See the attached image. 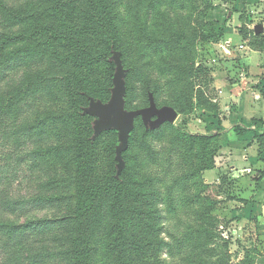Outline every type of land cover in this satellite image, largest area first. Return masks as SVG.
<instances>
[{
    "label": "rangeland",
    "instance_id": "374dc122",
    "mask_svg": "<svg viewBox=\"0 0 264 264\" xmlns=\"http://www.w3.org/2000/svg\"><path fill=\"white\" fill-rule=\"evenodd\" d=\"M9 4L15 7H22L25 11L31 12L33 9H42L47 6V0H8ZM69 9L65 16V24H55V21L48 20L46 23H51L50 28L61 32H72L74 29L70 27L73 22H82L87 16L84 13L89 9L87 0H63ZM115 11L117 20L121 31V41L118 45V50H113L109 58L110 61L115 62L117 56L124 62V82L126 68L129 67L134 71L128 75L129 88V102L127 107L129 109H136L147 106V93L143 87L145 73L143 72V61L139 62L140 44L146 46L148 41L145 36H155L153 34L156 30L157 23H165L167 28L171 31L178 32L181 28L185 31L191 28L196 33V40L190 49L194 52V66L193 73H196L195 78V95L193 98V107L188 109H177V118L173 122H168L159 127L154 133H147L146 127L139 119L135 123L134 128V146L129 151H123L121 159L123 161L121 168L115 159V147L120 143L117 132L114 130H107L102 135L95 136L94 123L98 118L93 117L92 137L99 136L98 141L94 147L89 150L77 148V136H82V128L84 124L80 119H76L74 115L73 104L69 92L77 91L79 88L85 89V93L94 94L105 89L110 81V74L107 65L100 62L95 66L80 70L71 66V63L66 59L67 53H76L81 55L77 49V41L74 40V47L69 42H55L46 41L38 36H30L28 39H19L11 41L6 44L5 49L0 51V61L7 59V64H3L0 69V94L7 91L13 93L21 81L31 77H35L38 72L42 73L47 79L45 84L49 86V94L46 92L36 105H26L16 108H11V122L10 127L11 137L7 141L8 136L0 132V165L8 163L7 171L4 167L2 169L0 179L6 176L7 180L4 183L6 191L12 193L17 197L31 196L37 191L38 184L46 181L48 177H70V182L64 186L46 187V191L61 195L64 190L67 194H73L77 188L82 184L103 183L111 175L115 179H121V171L127 164L130 166L129 171L134 175L138 167L147 163V167L153 172L159 173L163 176L164 168L168 164V159L172 157L175 159V164L170 167L171 177L176 174L184 175L190 173L189 167L192 163H199L200 158L190 154L189 142L177 141V135H198L217 136L212 140L205 151V157L201 158V164H205L211 154H217L221 150V135L222 128L220 124L225 118V111L221 108L219 98V88L217 82L220 78L219 71L221 70L220 57L224 53L219 48V41L217 36L218 27L216 21L212 18V13L216 7L217 0H115ZM75 7L70 9L69 7ZM160 15V16H158ZM84 16V18H83ZM149 19H151L149 21ZM57 22V21H56ZM44 21L37 19L19 20L16 23L7 26L3 22V16L0 10V42L6 33L8 35H18L19 33H30L34 28L46 24ZM212 24V25H209ZM148 24V27H147ZM145 34L141 38L140 32ZM191 27V28H190ZM85 33V34H84ZM215 34V35H214ZM77 37H85L88 43L100 46V38L93 33L87 31L78 32ZM204 39V37H206ZM143 37V36H142ZM44 40V42L42 41ZM49 43V44H48ZM150 49L146 48L145 50ZM143 50V53L144 51ZM9 55H11L9 57ZM142 55V54H141ZM4 62V61H3ZM139 64V65H138ZM0 65H2L0 63ZM138 65V70H133V67ZM126 67V68H125ZM116 71L114 67L113 75ZM8 75L3 81L1 77ZM30 75V77H28ZM152 77L159 83H163L164 79L153 69ZM55 79L57 82H52L50 79ZM111 78V79H112ZM63 81V84L60 82ZM113 85L111 87V90ZM51 90V91H50ZM165 87H162L161 94L155 98L158 107L163 105L167 99L164 92ZM198 91H202L204 104H198ZM36 98L33 102L37 101ZM91 100V99H90ZM32 102V101H31ZM234 104V102L232 103ZM88 104L85 106V109ZM40 111L47 113L50 119L44 121V130H40L33 134L35 140L28 139V134L23 131H18L23 125L29 124ZM63 112L67 115L56 117L55 112ZM14 112V113H13ZM233 117V115L231 116ZM151 129V128H150ZM154 130V129H153ZM115 132V133H114ZM100 134V133H99ZM19 135V137H18ZM147 136V137H146ZM153 146L155 162L142 160L136 166V159L144 150L148 143ZM34 142V143H33ZM38 146L51 147L56 146L58 149H50L47 153L38 156L37 158H26L29 155L28 151L32 149L33 144ZM5 144V145H4ZM178 146V147H177ZM19 148V149H18ZM18 149V150H17ZM21 151V152H20ZM196 151H199L197 149ZM257 156H261L264 152L257 149ZM195 154V152L193 153ZM5 155H9L8 160ZM190 158V163H189ZM115 159V162H114ZM6 163H5V162ZM221 161L219 157L216 160ZM82 164L83 175L79 174V165ZM187 163H189L187 165ZM264 163V161H263ZM150 164V166H149ZM186 170H183V168ZM214 166V165H213ZM262 178H258L259 176ZM219 182L215 179L211 183H207L203 178L198 177L188 179L179 186V191L174 192V195L184 197L182 207L179 211L172 212L168 216L167 209L172 207V198L169 196L170 188L168 182L161 183L162 189V222L164 225L163 233L161 235H154L153 229L151 234L147 236L148 240L168 241L169 233L179 240L184 239L187 226L198 225L203 218L204 211L210 209L212 204L216 203V209L210 215L218 219V229L222 237L228 242V248L231 253L232 261L237 262L242 259L247 250H258L264 254V164L257 167H250L244 169L229 170L226 168L222 174H218ZM4 180V179H3ZM115 184V183H114ZM116 185L113 186L106 194H103L97 201L95 209L88 213L83 218L77 219L76 224L81 242L79 246L88 251L91 258V264H123L126 259L120 257L122 251L108 252V243L112 241L106 235V229L112 222V213L110 206L113 202L112 191ZM201 198L199 201L198 198ZM209 199L211 204L205 202ZM206 199V200H207ZM192 204L190 205L189 203ZM145 207L146 205L134 201L130 202V207ZM186 206V207H185ZM33 210L26 212L24 217L38 218V219H53L54 217L73 216L74 200L73 198L60 200L57 202L35 206ZM191 207V208H190ZM30 209V206L29 208ZM208 211L205 216H208ZM151 219V218H150ZM166 219V220H165ZM135 221V220H134ZM172 230L167 233L169 229L168 222ZM138 222V221H137ZM137 229L140 224L136 223ZM64 232H58L59 238H64L72 232L71 227L62 228ZM71 230V231H70ZM138 231V230H136ZM130 234L137 237L135 231ZM74 235V234H73ZM56 236V237H57ZM76 236V235H75ZM83 239H86L83 242ZM174 239V238H173ZM172 243H175V239ZM123 252H127L129 257H134L137 262L140 255V250L122 247ZM162 245L158 247L152 246L150 256L158 262V264H188V260L192 259L190 253L174 252ZM120 257V258H118ZM65 264L63 260L49 264Z\"/></svg>",
    "mask_w": 264,
    "mask_h": 264
},
{
    "label": "trees",
    "instance_id": "16d2710c",
    "mask_svg": "<svg viewBox=\"0 0 264 264\" xmlns=\"http://www.w3.org/2000/svg\"><path fill=\"white\" fill-rule=\"evenodd\" d=\"M47 1L46 4L48 5L42 9H33L31 12H27L22 7H15V5L9 4L8 0H0L3 22L7 26L19 20L28 19H37L46 23L52 18L57 25L65 24L66 21L64 18L69 11V9L65 7L67 3L63 0ZM87 1L89 9L84 13V16H87V20L83 16L84 20L81 23L77 21L73 22V24L70 25V27L74 29L73 32L71 30L65 32L55 29L52 30L50 28L51 23L49 22L34 28L30 33L22 32L18 35H8L9 33H6L0 42V51H2L5 49L7 43L19 39L25 40L30 36H38L48 42H69L72 47H74V40H76L77 46H79L77 49L80 51L81 55H78L77 52H69L66 55V59L71 63L74 70H85L100 62H104L107 65L110 81L105 89L92 95L85 93V89L83 88H79L74 92H69L71 103L74 108V115L76 119H80L84 124L82 136H77L74 144H76L77 148L84 150H89L94 147L99 138V136L96 138L92 137L91 121L93 117L85 112V106L89 104L90 99L99 100L101 102H107L110 99L111 87L113 85L111 76L116 65L115 62L110 61L109 58L113 50H118L122 35L115 11V0ZM74 7V5H71L69 8L72 9ZM150 20L151 19H149V21ZM209 25L212 24L209 23ZM155 26H159L153 32L155 36H152L150 32L149 34L151 36H145V34L142 33V27H140V32L143 36H141V38L145 36L148 41L146 46L140 44L141 47H139V62L140 60L143 61L142 66L144 69L143 72L145 73L143 87L147 93V105L149 103L148 95L151 93L156 103L155 98L162 93V87H165L164 92L166 93L167 99L163 102V105L172 106L175 110L180 108H191L194 104L195 78H197V75L192 71L194 66V52L190 47L193 46V42L197 38L196 33L191 27L188 31H185L183 28L178 32L171 31L167 28L166 22L157 23ZM83 31L98 36L100 38V46H91L85 37H77L76 34L78 32L83 33ZM217 31L218 41H220L222 36L221 28L219 27ZM206 38L207 36L204 37V39ZM42 41L44 42V40ZM146 48L150 49L145 50ZM143 50H145L144 53ZM10 56L11 55H9V57ZM7 62V59L0 61L2 64L0 65V69L3 67V64L6 66ZM121 62L124 68L122 59ZM138 65H135L133 70H138ZM153 69L164 79L163 83L157 82L152 77ZM130 73H134V71L127 67L125 72L126 92L124 95V107L127 110H131L127 107L130 96L128 88V75ZM7 76L8 75L1 77L2 81ZM28 77H30V75ZM46 79L47 78L42 73L38 72L35 77L21 81L16 87L15 92L8 93L5 91L0 94V132L8 136V138H6L8 139L7 141L12 139V129L10 127L12 115L11 108H16L17 105H20V107L29 104L36 105L39 100H43L44 98H42V96L49 89L48 84H45ZM50 80L52 81L50 83L57 82V80L53 78ZM60 82L63 84V81ZM197 93L198 104L203 105L204 103L202 101L204 100L201 101L203 93L202 91H198ZM48 94L49 91L46 93V96ZM36 98H38V100L33 102ZM40 114L42 115L38 113L37 118H34L32 122L29 121V124L23 125V127L18 130L20 132L25 131L28 134V139H32L33 141H36L33 134L40 130H44V121L50 119L47 113L40 111ZM65 115L67 114L61 111L55 112L54 114L56 117ZM139 119L141 120L140 117L135 119L134 128L136 121ZM166 123L168 122L163 123L159 127ZM134 128L130 133L126 151L131 150L134 146ZM158 128L154 130L149 128L146 131L147 133H154ZM103 132H107V130L102 131L99 135H102ZM255 137L257 138L260 151L264 152V129L261 133H256ZM214 138L218 140L217 136H206L203 134H190L187 136L182 134L177 135L178 142L186 140L189 142V152L192 156L194 155L200 158L199 163H201V158L205 157V151ZM38 145L37 142L35 145L33 144L34 147L28 151L29 155H27L26 158L29 159L30 156L37 158L43 155V153L51 151L50 149L56 150L59 148L56 146L43 147ZM197 149H199V151H196ZM153 152L152 145L149 143L145 145L144 150L139 154V158L136 159V166L139 165L142 160H147L149 163L155 162L156 157ZM194 152L195 154H193ZM214 157L215 154H211L210 157L205 159V164L200 165L199 163H192L189 167V174H176L172 177L169 170V168L173 167L175 164V159H172V157L168 159V164L164 168L163 172L165 173L163 176L149 169L147 163L141 164L133 175L129 171L130 166L126 162V165L120 173L121 179H115V177H111V175L103 183L82 184L72 195L67 194L65 190L61 195L46 191V187L54 186L55 184H57L56 187L64 186V188H66V185L71 180L68 176L65 178L59 175L57 177H48L46 181L40 182L37 191L28 197H17L12 195L9 191H6L4 183L7 178L4 176V180L0 179V264H49L54 262L56 258L57 261L63 260L65 264H91L88 251L81 248L78 244L81 242L79 238L81 234L78 232L76 220L91 213L95 209L98 199L111 190L114 185H116V187L114 191H112L113 202L109 210V212L111 211L112 213V222L106 229V235L113 239L109 241L107 250L110 253H113L112 251L114 250L122 251L120 252V257L124 258L126 256L123 264H158V262L153 260L152 256H150V251L152 246L158 247L159 245L163 247L167 246L165 250H169L171 254L179 251L190 253L192 259L188 260V264H264V254L256 249L251 251L247 250L242 259L237 262L232 261L231 253L228 248L229 242L219 233V221L217 218L210 215V213L216 209V203L212 204L210 209L207 210L209 213L207 217L205 216L207 211H204L203 218H201L202 220L198 225L194 223L193 225L189 224L187 226L185 231L188 230L189 232H185L183 235L185 236L184 239L179 240L172 234V231H170L172 227L169 221L167 222L169 226L167 233L169 231L171 233H169L168 237L169 239L174 238L175 243H172V240L170 241L169 239L168 241L163 239L150 241L147 238V236L152 233V228H154L153 233L155 236L163 233L164 225L160 206L164 199L162 201L161 183L168 182L167 184L170 191L167 197L173 199L171 202L173 208L167 209L168 220V216L172 212L179 211L184 207V197H182V195L180 197L174 195L175 190L179 191V186L181 184L195 177H198L202 185H204L203 172L213 168ZM5 158L8 160L9 155H5ZM189 163H187V165ZM2 166L6 172L8 163ZM3 167L0 165V171H2ZM183 170H186L185 166ZM82 175L83 168L80 163L78 176L81 177ZM2 176L0 172V178ZM262 177L261 175L258 178L260 179ZM69 198H73L74 200L73 216L67 215L54 217L53 219H33L24 217V219L21 220V216H25L24 214H27L26 212L33 210L32 208H36L35 206L37 205H41L42 203L49 204ZM206 199L205 202L211 204V201ZM198 200L200 201L201 198L199 197ZM131 201H137L146 206L130 207ZM189 204L191 205L192 202ZM29 206L30 209H27ZM136 223L141 225L139 229L135 226ZM64 227H71L72 232L67 236H63L64 238H59L60 236H57L58 232H64L65 230L62 229ZM132 230L136 232L137 237L130 234ZM85 241L86 239H83V242ZM124 245L129 248L140 250L137 262H135L134 257H129L127 252H123L124 249H122V247Z\"/></svg>",
    "mask_w": 264,
    "mask_h": 264
},
{
    "label": "crops",
    "instance_id": "0c3cea01",
    "mask_svg": "<svg viewBox=\"0 0 264 264\" xmlns=\"http://www.w3.org/2000/svg\"><path fill=\"white\" fill-rule=\"evenodd\" d=\"M211 16L222 34L217 85L225 118L220 124L221 150L213 168L203 172L207 183L219 182L218 174L226 168L264 164L255 137L264 129V0H217Z\"/></svg>",
    "mask_w": 264,
    "mask_h": 264
},
{
    "label": "water",
    "instance_id": "95a60500",
    "mask_svg": "<svg viewBox=\"0 0 264 264\" xmlns=\"http://www.w3.org/2000/svg\"><path fill=\"white\" fill-rule=\"evenodd\" d=\"M115 65L116 71L112 78L113 88L110 99L107 102L91 99L85 112L98 117L94 123L95 136L104 130L117 132L120 143L115 147V159L121 168L123 163L121 154L128 147L129 136L134 128L135 119L140 117L144 126L156 129L165 122L175 121L177 111L169 105L158 107L151 93L148 95L149 103L147 106L131 110L125 109L124 68L119 56L115 58Z\"/></svg>",
    "mask_w": 264,
    "mask_h": 264
},
{
    "label": "built area",
    "instance_id": "2783aa9c",
    "mask_svg": "<svg viewBox=\"0 0 264 264\" xmlns=\"http://www.w3.org/2000/svg\"><path fill=\"white\" fill-rule=\"evenodd\" d=\"M243 46L242 45H240V48H242Z\"/></svg>",
    "mask_w": 264,
    "mask_h": 264
}]
</instances>
